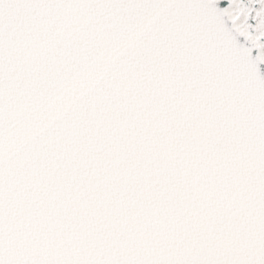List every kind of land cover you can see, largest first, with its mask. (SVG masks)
<instances>
[{"label": "snow or ice", "instance_id": "1", "mask_svg": "<svg viewBox=\"0 0 264 264\" xmlns=\"http://www.w3.org/2000/svg\"><path fill=\"white\" fill-rule=\"evenodd\" d=\"M264 0H0V264H264Z\"/></svg>", "mask_w": 264, "mask_h": 264}, {"label": "water", "instance_id": "2", "mask_svg": "<svg viewBox=\"0 0 264 264\" xmlns=\"http://www.w3.org/2000/svg\"><path fill=\"white\" fill-rule=\"evenodd\" d=\"M227 3V0H222V6H223V4H226ZM262 67H264V66H262Z\"/></svg>", "mask_w": 264, "mask_h": 264}]
</instances>
